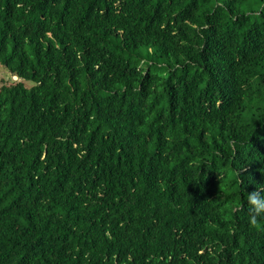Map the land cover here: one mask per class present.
<instances>
[{"label": "trees", "instance_id": "1", "mask_svg": "<svg viewBox=\"0 0 264 264\" xmlns=\"http://www.w3.org/2000/svg\"><path fill=\"white\" fill-rule=\"evenodd\" d=\"M0 65V264H264V0H0Z\"/></svg>", "mask_w": 264, "mask_h": 264}, {"label": "clouds", "instance_id": "2", "mask_svg": "<svg viewBox=\"0 0 264 264\" xmlns=\"http://www.w3.org/2000/svg\"><path fill=\"white\" fill-rule=\"evenodd\" d=\"M246 210L248 222L252 226H256L259 220L264 219V186L247 193Z\"/></svg>", "mask_w": 264, "mask_h": 264}, {"label": "rangeland", "instance_id": "3", "mask_svg": "<svg viewBox=\"0 0 264 264\" xmlns=\"http://www.w3.org/2000/svg\"><path fill=\"white\" fill-rule=\"evenodd\" d=\"M11 80H18V78L10 75L7 69L0 65V85L4 82H9ZM23 82L27 87H30L33 84L31 81L27 80H24Z\"/></svg>", "mask_w": 264, "mask_h": 264}]
</instances>
